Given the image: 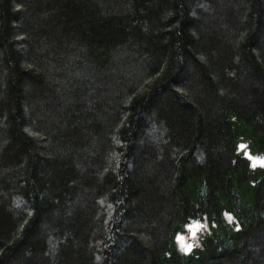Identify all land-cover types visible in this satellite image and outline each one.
Segmentation results:
<instances>
[{"label":"trees","instance_id":"1","mask_svg":"<svg viewBox=\"0 0 264 264\" xmlns=\"http://www.w3.org/2000/svg\"><path fill=\"white\" fill-rule=\"evenodd\" d=\"M233 120L264 157V0H0V264H264Z\"/></svg>","mask_w":264,"mask_h":264},{"label":"rangeland","instance_id":"2","mask_svg":"<svg viewBox=\"0 0 264 264\" xmlns=\"http://www.w3.org/2000/svg\"><path fill=\"white\" fill-rule=\"evenodd\" d=\"M236 129L247 130L250 133L251 138L246 134V140L252 141L255 144V150H253L251 143L245 141H239L238 151L242 153L251 164L252 172L255 174L253 180L250 183L243 184L241 188L238 189L239 193L246 195L249 202H253V189H250L254 181L259 180L262 176L261 168H264V157L258 154V142L257 138L251 134L250 129L241 121L233 120ZM261 167V168H257ZM259 172H261L259 174ZM183 231H176L174 242L171 248H174L182 253H188L192 248H198L202 242L208 238L215 237L218 238L223 235H227L229 231H237L242 228V226L237 222L233 207L229 205L225 209L223 217L218 220L210 221L206 217H202L198 220H191L184 223Z\"/></svg>","mask_w":264,"mask_h":264}]
</instances>
